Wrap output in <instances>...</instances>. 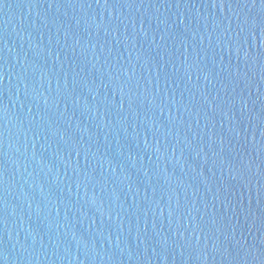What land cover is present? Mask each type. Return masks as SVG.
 Segmentation results:
<instances>
[{
    "label": "water",
    "instance_id": "obj_1",
    "mask_svg": "<svg viewBox=\"0 0 264 264\" xmlns=\"http://www.w3.org/2000/svg\"><path fill=\"white\" fill-rule=\"evenodd\" d=\"M0 264H264V0H0Z\"/></svg>",
    "mask_w": 264,
    "mask_h": 264
}]
</instances>
